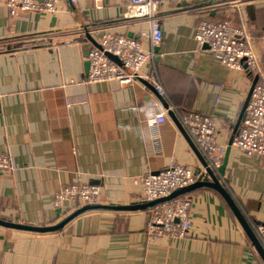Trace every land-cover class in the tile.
Returning <instances> with one entry per match:
<instances>
[{"label":"crops","instance_id":"1","mask_svg":"<svg viewBox=\"0 0 264 264\" xmlns=\"http://www.w3.org/2000/svg\"><path fill=\"white\" fill-rule=\"evenodd\" d=\"M225 1L195 8L180 7L184 0H163L157 15L164 52L154 54L141 74L155 75L175 114L215 119L218 143L226 151L230 147L225 187L259 232L264 160L229 146L240 131L252 79L245 66L226 67L201 48L195 30L206 18L231 21L246 32L264 71V0L243 6ZM78 7L80 13L64 1L54 13L11 16L6 0H0V153L15 164L11 175H0L1 220L35 227L59 223L81 208L77 202L55 206L62 185L95 186L100 204L125 206L142 201L136 179L163 171L172 161L202 170L172 118L157 122L166 108L155 81L147 80L150 87L141 81L129 87L115 81L71 86L88 74L81 48L86 40L78 36L83 29L134 34L145 50L155 48L149 23L129 19L121 0H108L102 9L85 2ZM74 94L85 97L71 103ZM155 100L158 106L152 105ZM189 199L192 226L185 238L149 239V211H90L60 232L0 227V264H264L217 191L198 189Z\"/></svg>","mask_w":264,"mask_h":264},{"label":"built area","instance_id":"2","mask_svg":"<svg viewBox=\"0 0 264 264\" xmlns=\"http://www.w3.org/2000/svg\"><path fill=\"white\" fill-rule=\"evenodd\" d=\"M68 1L70 5L80 13L79 5L85 2L96 9L105 7L108 0H6V6L11 16H21L32 11L54 13L60 3ZM126 14L131 20L145 19L149 23V38L153 47L160 45L163 39V31L157 15V8L163 0H121ZM192 2L193 0H184ZM262 0H227L224 3H237L248 5ZM210 7H218V3ZM223 3V4H224ZM210 10V9H208ZM99 29L93 30L97 31ZM87 29L79 32L82 36ZM92 32V31H90ZM104 36L99 40V47H93L89 57L88 74L73 82L71 86L91 87L96 83L119 82L121 85L132 86L140 79L147 82L155 81L154 90L160 97L165 92L160 83L156 82L155 75L144 78L141 74L144 65L153 57V51L144 49L141 41L127 35H115L108 30H100ZM195 40L202 48L209 47L219 61L232 69H243L249 73L252 81L258 75L259 81L255 84L248 105L245 119L238 135L233 141V146L247 156H259L264 160V71L259 64L258 55L254 46L250 43L246 32L236 27L231 21L203 19L195 30ZM107 53L113 54L123 63L121 68L107 57ZM69 100L76 103L85 94L72 95ZM158 101L152 102L158 106ZM169 109H164L157 118L158 123L167 120ZM177 120L196 146L202 157L212 169L222 166L226 148L218 143L219 127L211 116L197 112H185L175 114ZM15 169L12 157L7 153H0V175H11ZM198 174L188 166L172 161L163 171L147 173L134 181L141 187L142 201H153L166 197L176 189L189 186L204 179L202 172ZM101 201V192L98 187L83 183L62 185L55 196V206L61 207L67 202H77L79 207L97 205ZM190 199L189 195L177 197L171 201L158 204L149 211V223L147 236L151 240L161 238L182 239L191 230L189 219ZM258 236L264 246V227H260Z\"/></svg>","mask_w":264,"mask_h":264},{"label":"water","instance_id":"3","mask_svg":"<svg viewBox=\"0 0 264 264\" xmlns=\"http://www.w3.org/2000/svg\"><path fill=\"white\" fill-rule=\"evenodd\" d=\"M218 3H221L220 0H218ZM211 2V3H210ZM223 2V1H222ZM226 2V1H225ZM203 3L206 4H215L216 0H193L192 2H187L184 1L180 7H195L198 5H202ZM204 5V4H203ZM104 36V32H90V31H85L83 35L81 36L84 38L86 41L85 43L82 44V52L84 58L87 60L85 63V70L86 73L89 71V61L88 57L89 54L92 50V48L95 46L99 47V40L102 39ZM128 37L133 38L135 40H138L139 37L135 36L134 34H129ZM204 49H209L207 45L203 46ZM164 52V46L163 44L159 45L158 47H155L153 49L154 54H162ZM107 57L112 60L114 63H116L118 66L121 68H124L123 63L119 60L118 57H116L113 54L107 53ZM156 63H159L160 59L159 57L155 58ZM142 83H144L147 87L149 86L148 83L142 79H140ZM259 81V76L256 75L253 78L252 81V86L250 89V92L246 98V101L243 105L241 114L238 118V125L242 124L244 119H245V113H246V107L248 105L249 99L251 97L252 90L255 86V84ZM150 87V86H149ZM160 101L163 103L164 107L166 109H169L168 115L172 118V120L176 123L178 126L179 130L185 137V139L188 141L189 145L197 155L201 166H202V172L205 175L204 179L197 181L189 186L183 187L176 189L174 192H172L170 195L166 197H162L153 201H140L137 203H133L131 205H125V206H119V205H103V204H97V205H87L83 206L79 209H77L75 212L71 213L70 215L64 217L59 223L52 225V226H47V227H35V226H28V225H23V224H16V223H11L7 222L4 220L0 219V227L7 228V229H16V230H22V231H28V232H36V233H53V232H60L62 229L73 219L78 217L79 215H82L84 213L90 212V211H110V212H132V211H150L153 209L155 206L158 204H162L168 201H171L177 197L180 196H185L189 195L195 190L202 189V188H208L212 189L214 191H217L226 201L227 205L231 209L232 213L236 217V219L239 221L240 225L244 229L245 233L247 234L248 238L252 242L253 246L261 256L262 260L264 261V246L255 231V229L252 227L250 222L248 221L245 213L242 211V209L239 207L238 203L235 201V199L232 197L228 189L225 187L223 177L225 176V168H226V163H227V157L229 154L230 147H228L224 159V163L222 166L218 169H212L208 162L202 157L201 153L198 151L196 146L193 144L187 133L185 132L184 128L181 126L179 121L177 120V117L175 115V112L170 109L169 105L165 102L164 97L159 96ZM233 143V140L230 141L231 146ZM200 171H196L198 174Z\"/></svg>","mask_w":264,"mask_h":264},{"label":"rangeland","instance_id":"4","mask_svg":"<svg viewBox=\"0 0 264 264\" xmlns=\"http://www.w3.org/2000/svg\"><path fill=\"white\" fill-rule=\"evenodd\" d=\"M236 25V24H235ZM236 27H237V25H236Z\"/></svg>","mask_w":264,"mask_h":264}]
</instances>
